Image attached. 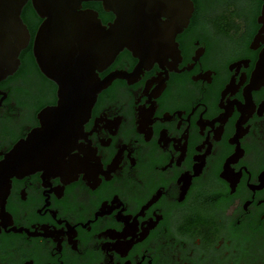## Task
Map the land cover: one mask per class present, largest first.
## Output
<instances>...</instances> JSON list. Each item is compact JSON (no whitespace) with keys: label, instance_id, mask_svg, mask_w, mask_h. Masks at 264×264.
I'll use <instances>...</instances> for the list:
<instances>
[{"label":"flooded vegetation","instance_id":"af4514ba","mask_svg":"<svg viewBox=\"0 0 264 264\" xmlns=\"http://www.w3.org/2000/svg\"><path fill=\"white\" fill-rule=\"evenodd\" d=\"M188 1L193 10L186 26L175 33L173 41L180 57L175 68L182 70L187 68V64L194 63L192 57H195L198 48H204L203 53L189 70L174 72L167 69L165 62L161 64L166 70L167 78L163 80L164 88L160 94L155 98L150 97L149 102L155 103L151 118H158L147 125L151 127L150 138L146 141L144 133L139 131L137 106H143L144 109L150 106V103H145L148 96L142 95V92L147 80L164 72L158 62H153L146 70L141 67L143 73L138 74L139 78L130 84L126 78L112 79L109 85L96 94L89 107V118L82 123V132L94 130L95 118H100L101 113L111 121L117 116L120 119L113 135L103 128V123L98 122L99 129L85 137L90 142L89 148H95L93 155L102 170H106L105 167L110 165L117 152L125 146L127 151L122 150V159L117 164L119 168L108 173L110 179L106 180L98 173L96 178L100 182L92 189L83 179V172L77 173L76 179L66 184L61 182L59 176H49L47 179L45 175L44 181L50 183L51 188L63 187L62 195L58 198L54 191L43 194V191L49 190V187L42 186L40 176L43 170H35L20 178L15 175L8 178L10 182H7L9 188L3 209L10 216L11 224L5 227V231L12 227H22L28 229V232H34L35 228L46 224L50 226L47 230L53 231L54 227V230L62 228V231H67L66 222L69 226H74L76 236L71 240H76V250L68 243L67 234L58 236L61 238V248L57 251V242L50 237H28L24 230L21 233L11 230L5 232L0 225V264H24L29 261L31 264H125L127 261L129 264L140 261V264H149L148 260L150 264H264V201L257 205L258 201L264 200V186L254 190V194L247 186H258V176L264 171V111L261 115L256 113L264 101V83L259 89L250 90L254 110L240 124L243 130L247 126L248 128L244 135L237 138L239 149L243 151L241 157L236 162L229 163L233 173L239 170L241 173L233 192L230 193L229 182L219 175L224 171L225 160L235 153L236 144H231L228 140L235 135V123L240 112L232 104L233 111L224 122L218 140L212 137L213 130L220 126V122L213 123L212 131L210 126L205 125L201 130L202 135L196 123L204 109L202 120L210 121L224 113L223 108L218 106L220 94L235 73V67L231 71L228 67L238 61L249 60L246 67L240 63L237 75L233 76L234 84L237 85L240 74L244 73L242 85L234 95L226 93L222 100L224 106L226 99L236 100L244 105L243 91L250 84L251 74L264 48V42L261 44L260 41L257 48H249L262 26L258 18L262 16L264 0ZM86 9L94 12L102 25L114 19L113 12L106 11L100 0H82L77 10L83 12ZM20 18L29 33V40L18 53L19 64L16 69L0 79V92L5 94L0 102V152L3 153L0 154V161L4 160V154H8L20 140L26 139L33 129L41 126V111L56 107L59 100L58 84L41 71L33 54L35 33L43 18L33 9L31 0L22 5ZM138 61L132 51L123 47L109 65L95 72L97 78L102 80L114 71L132 73ZM169 61L172 59L167 57V62ZM155 86L157 83L151 84L147 95ZM2 97L3 94H0V98ZM139 97V102L135 103ZM192 108L195 109L189 115ZM176 111L184 112L180 114L182 120L174 113ZM164 113L173 115L174 120L162 122L160 119ZM179 121L181 124L176 128ZM186 128V150L176 166L180 150L173 147L172 140L162 149L157 144L159 133L164 129L167 138L178 140ZM207 132V142L211 145L209 154L203 158L200 172L190 178L183 198L178 201L182 181L178 184L177 180L185 172L193 175L192 166L201 161H195L193 157L204 154L208 145L203 144L200 151L195 147L202 145ZM183 142L184 139L181 138L180 146ZM79 143L83 146L87 144L83 137L76 139V144ZM69 154L83 157L77 149H72ZM127 154L133 158V165ZM67 156L63 157L66 161ZM171 156L172 163L166 166ZM245 171L249 173V179ZM158 189L162 193L157 200L142 210L144 216L135 218L138 230L135 231L136 237L111 239L106 235L98 238L106 230L122 232L125 225L115 218L122 206L125 209L120 214L131 216L128 221L131 223L152 196L156 197ZM46 194L49 196L46 200L49 205L43 207L47 204L44 201L48 197ZM114 196L122 206L112 209L109 214L96 216L95 219L94 214L100 211L98 209L102 203L107 202L106 205L111 206ZM246 201H251L246 206L249 213L243 208ZM40 209L39 214L36 211ZM48 210L57 211L54 212L55 220L65 222L58 224ZM153 212L155 216L160 215L161 219L157 220L153 228L148 229V234L143 239L136 242L141 232V223L149 218L155 222ZM88 220L94 221L82 227ZM145 226L144 223L142 227ZM36 232L44 233L39 229ZM131 238L135 243L125 256H120L115 250L106 252V247L103 246L104 243L114 244L116 240L125 242ZM108 255L111 257L109 263Z\"/></svg>","mask_w":264,"mask_h":264},{"label":"water","instance_id":"95a60500","mask_svg":"<svg viewBox=\"0 0 264 264\" xmlns=\"http://www.w3.org/2000/svg\"><path fill=\"white\" fill-rule=\"evenodd\" d=\"M26 1L27 0H0V79L4 78L6 74H11V72L16 69L17 64H19L18 53L28 43L29 33L20 18L21 7ZM81 1L82 0H31L33 9L43 18L35 33L33 54L41 71L58 84L57 94L59 100L56 107L45 108L41 111L39 115L41 126L33 129L26 139L20 140L8 154H4V160L0 161V225L4 228V231L5 227L11 224L10 216L4 212L3 209L4 199L8 194L9 184L7 182H10L8 179L9 177L15 175L17 178H20L23 175L33 173L35 170H43L40 176L42 179V186L49 187V190L43 191V194L44 192L54 191L59 198L60 195H62L63 187L56 186V188H51L50 183L44 181L45 175H47V179L49 176H59L61 182L66 184L76 179L77 173L83 172L85 173L83 179L94 189L100 182V179L96 178L98 173L103 175L104 179L107 180L111 178L108 173L114 172L115 169L119 168L117 164H119L122 159V150L125 149V146H122L117 152L110 165L105 167L106 170H102L93 155V153H95V148L91 150V148H89L90 142L85 138L91 132L99 129L98 122L103 123V128L108 129V132L113 135L117 124L120 122L118 116L111 121L106 119L104 113H101L100 118H95L94 130H91L89 133L82 132V123L89 118V107L92 106L96 94L109 85L112 79L126 78L128 84H130L139 78L138 74L143 73L141 67L146 70L151 67L153 62H158L159 67L164 70L163 73L160 72L157 74L156 78L152 77L151 80L145 82L142 95L148 96V100H146L145 103H150V106L146 109H144L143 106H137V111H139V131L144 133V139L147 141L151 135V127H147V125H150L154 120L158 119L151 118L155 103L154 101L149 102L150 97L155 98L160 94L164 88L163 80L167 78L166 70L161 64L165 62L167 69L173 70L174 72H180L183 71V69L189 70L203 53L204 48H198L195 51V57H192L194 63L190 65L187 64V68H182V70H177L175 68L177 65L176 62L180 61V57L173 41L175 33L180 32L182 27L186 26L190 12L193 10L188 0H100L104 9L106 11L110 10L114 14V19L106 25H102L99 19H96V14L91 12V10L86 9L83 12L78 11L77 9L80 8ZM162 17H164V19H162ZM258 22H262V26L249 46L251 49L260 46L258 41H260L261 44L264 42V5L262 8V16L258 18ZM123 47H127L132 51V55L139 59L132 73L114 71L109 73L103 80L98 79L95 70L101 71L109 65L115 55ZM167 57L172 59V61L167 62ZM248 62L249 60H241L228 67L230 71L235 67V73L230 77L229 83L220 94L221 99L218 106L223 108L224 113L219 114L217 118L211 119L210 121L202 120L201 114L205 111L204 109L199 116V120L196 122L197 125H199V133L201 135V130L204 129L205 125L210 126V131H212L213 123L215 121L220 122V126H218V128L215 127L216 130H213L214 136L212 137L218 140L224 122L233 111L232 104H235L237 111L240 112V117L235 123V135L228 140L229 143L236 144L235 153L225 160L223 165L224 171L219 175L229 182L231 188L230 193L234 191V187L241 173L240 170L237 173H233V169L229 168V163H234L237 161L238 157H241L243 151L239 149L237 138L244 135L248 128L247 126L243 130L240 124L244 123L254 110L249 93L250 90L259 89V86L264 83V48L260 52L255 70L251 74L250 84L247 85L243 91L244 105H241L236 100L229 101L226 99V106H224L222 100L225 94L230 92V95H234L237 88L241 86L244 81L245 75L242 73L240 74L238 84H234L235 79H233V76L237 75L240 63L246 67L248 66ZM152 83H157V86L147 95V91ZM0 94H3V97L0 98L1 102L5 94L2 92H0ZM139 99L140 97L135 103H138ZM195 108H192L189 115L192 114ZM262 111H264V101L261 102L256 113L261 115ZM174 113H177L180 118V114L184 112L176 111ZM189 115L186 118L187 122ZM160 120L163 122L174 119L173 115L164 113L163 118ZM179 124H181L180 121L176 128H179ZM187 128L181 134V138L184 139L182 146L179 144L181 138L178 140L167 138L164 133L166 130L164 129L159 133L157 144H159L162 149L163 146H166L167 142L172 140L173 147L176 150H180L181 155L176 162V166L179 165V162L183 158L184 151L186 150ZM82 137L84 141L87 142L84 146L80 143L76 144V139ZM207 139L208 132L202 145L195 147L197 151H200L203 144L208 145L204 154L193 157L195 161L201 160L199 164H194L192 166L193 175L190 176L185 172L183 175L181 174L177 180L178 184L182 181V186L180 187L181 193L178 201L183 198L185 190L190 183V178L200 172L204 163L203 158L206 154H209L211 145L207 142ZM72 149H77L78 153L82 154L83 157L77 154H69ZM129 152L130 151H128V154ZM0 154L3 153L0 152ZM128 154L127 158L130 160V164L133 165V158H130ZM66 155H68L67 161L63 159ZM169 161V164L166 166H170V163H172V156ZM164 168H161V170ZM242 168L245 170V167ZM245 172L248 173L247 171ZM258 181L260 182L258 186L247 184L249 189L253 191V194L254 190L261 189L264 186V171L259 174ZM159 189L156 192V197L152 196V199L133 217L131 223H128L131 216H122L120 214L125 208L123 209L122 204L118 201L116 196L113 197L111 206H107V202H103L101 208L98 209L100 211L94 214L95 219L96 216L109 214L112 209L118 208V206L121 205L122 208L117 212L115 218L116 221L123 222L125 227L120 233L114 230H106L104 233H100L98 238L105 237L106 235L111 239H124L126 236H131L132 238L136 237L135 231L138 230L135 218L139 215L144 216L142 210H145L157 200L160 193H162ZM45 196L48 195L46 194ZM48 198L49 196L44 200L47 204L43 207L49 205V202L46 201ZM263 201L264 200L258 201L257 205ZM250 202L251 201H246L244 203L243 208L246 213H249L246 210V206ZM41 209L36 212L40 214ZM54 212L57 211H49L50 215L55 220ZM153 215L155 216L154 212ZM159 219H161L160 215L155 216V222H152L150 218L142 222L140 226L141 232L138 234L139 238H136V242L143 239L148 234V229L153 228ZM55 221L59 224L64 220L58 219ZM93 221L88 220L82 227L88 225V222ZM144 223L146 224L145 228L142 227ZM236 224H239V222ZM31 227L34 228V225ZM48 227L50 226H47V224L38 226L35 228L34 232H28V229H22V227L19 229L12 227L7 231L11 230L21 233V230H24L28 237H50L53 241L57 242V251L61 248L59 244L61 238H58V236L67 234L68 243L72 244L71 248L73 250H76V240H71L72 237L76 236V232L73 230L74 226L71 227L65 222L67 231H62V228L54 230V227H52L53 231H51L47 230ZM89 228L90 227L86 228V230L88 231ZM36 229L42 230L44 233H37ZM132 238L125 242L116 240L114 244L104 243L103 246L106 247V252L107 250H115L120 256H125L131 245L135 243ZM143 257L144 255L141 257L142 260ZM108 258L109 263L111 257L108 255ZM140 262L137 264H140ZM148 263L150 264V260H148ZM24 264H31V261L25 262ZM125 264H129V262L127 261Z\"/></svg>","mask_w":264,"mask_h":264}]
</instances>
